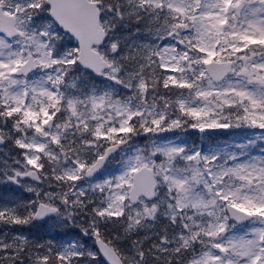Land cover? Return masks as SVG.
Returning a JSON list of instances; mask_svg holds the SVG:
<instances>
[{
  "label": "snow or ice",
  "instance_id": "snow-or-ice-1",
  "mask_svg": "<svg viewBox=\"0 0 264 264\" xmlns=\"http://www.w3.org/2000/svg\"><path fill=\"white\" fill-rule=\"evenodd\" d=\"M0 264H264V0H0Z\"/></svg>",
  "mask_w": 264,
  "mask_h": 264
}]
</instances>
